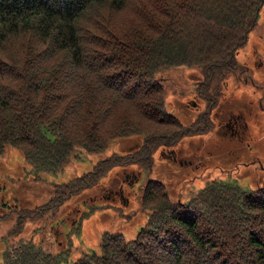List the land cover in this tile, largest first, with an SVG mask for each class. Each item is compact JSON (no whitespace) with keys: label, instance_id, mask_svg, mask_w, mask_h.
Masks as SVG:
<instances>
[{"label":"trees","instance_id":"16d2710c","mask_svg":"<svg viewBox=\"0 0 264 264\" xmlns=\"http://www.w3.org/2000/svg\"><path fill=\"white\" fill-rule=\"evenodd\" d=\"M263 3L0 0V160L6 147L20 148L29 164L23 169L42 181L43 173L61 171L78 148L99 153L116 138H142L136 149L113 152L92 169L54 183L48 197L36 202L43 204L31 208L22 201L33 184L6 202L19 217H43L76 200L110 168L149 165L158 145L207 131L218 78L238 66L236 51ZM180 66L200 68L195 92L206 105L190 123L166 110L158 77ZM0 170L1 179L16 175L9 163ZM143 187L141 203H153L134 238L104 230L99 250H78L76 234L94 207L77 204L60 218L59 250L38 238L54 226L49 222L37 240L23 237L14 251L6 249L0 264H264V176L255 188L214 179L183 201L172 200L158 179ZM69 220L75 223L67 225Z\"/></svg>","mask_w":264,"mask_h":264},{"label":"rangeland","instance_id":"374dc122","mask_svg":"<svg viewBox=\"0 0 264 264\" xmlns=\"http://www.w3.org/2000/svg\"><path fill=\"white\" fill-rule=\"evenodd\" d=\"M237 59L240 69L224 72L226 74L218 78L220 86L215 85V93L211 96L216 101L211 127L207 131L183 136L172 146L158 145L149 165L110 168L96 184L78 194L76 200L56 209L50 208L43 217L22 218L21 214L19 217L18 208L6 200L11 198V193H21L26 185L33 184V191L23 193L28 201H22L31 208L43 204L45 200L36 202L48 197L54 183L92 169L99 160L113 152L136 149L142 138L135 134L116 138L99 153L78 148L77 156L71 157L61 171L43 173L42 181L30 179L31 168L28 166L23 169L28 163L22 158L20 148L6 147L0 167L9 163L16 175L0 178V258L6 249L14 251L20 246L23 237L42 239L45 246L59 250L63 238L60 218L76 209L77 204L85 210L94 207L76 234L78 250H99L100 235L104 230L117 229L126 238H134L153 203H141L142 187L149 178L162 181L174 201L188 200L214 179L237 181L246 188L257 187L264 176V3L246 43L237 53ZM199 69V66H180L158 73L166 91V110L183 123L192 122L206 105L195 92ZM229 117L237 120L234 129L226 125ZM70 217L73 216L70 214ZM17 219H22L20 227L16 225ZM49 222L54 226H43L45 233L37 238L41 225ZM69 222L74 224L75 220L67 221V225Z\"/></svg>","mask_w":264,"mask_h":264},{"label":"flooded vegetation","instance_id":"af4514ba","mask_svg":"<svg viewBox=\"0 0 264 264\" xmlns=\"http://www.w3.org/2000/svg\"><path fill=\"white\" fill-rule=\"evenodd\" d=\"M236 123H237L236 118L232 119L231 117H229V119L226 122V125L230 127L231 129H234V127L236 126Z\"/></svg>","mask_w":264,"mask_h":264}]
</instances>
